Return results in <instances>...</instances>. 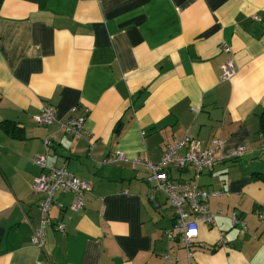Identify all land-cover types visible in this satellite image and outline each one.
Masks as SVG:
<instances>
[{"label": "crops", "instance_id": "crops-1", "mask_svg": "<svg viewBox=\"0 0 264 264\" xmlns=\"http://www.w3.org/2000/svg\"><path fill=\"white\" fill-rule=\"evenodd\" d=\"M227 59L235 74L221 81ZM45 106L56 110L49 126L33 119ZM262 110L264 0H2L0 264H264V182L255 178L264 175ZM79 116L77 139L61 124ZM184 137L201 146L219 139L216 157L246 149L199 178L224 194L209 199L214 226L199 227L190 259L165 236L174 213L164 195L150 201V170L101 164L114 152L157 164ZM45 140L47 166L65 167L91 191L78 212L67 208L72 193L54 196L38 249L31 237L43 195L31 185ZM167 173L192 176L190 167Z\"/></svg>", "mask_w": 264, "mask_h": 264}, {"label": "built area", "instance_id": "built-area-1", "mask_svg": "<svg viewBox=\"0 0 264 264\" xmlns=\"http://www.w3.org/2000/svg\"><path fill=\"white\" fill-rule=\"evenodd\" d=\"M222 51L228 53L230 49L223 47ZM234 74L233 64L230 59H227L221 66L220 80L228 81ZM74 111L75 108L71 110V112ZM33 119L38 125L49 126L56 120V110L52 106H45L41 113ZM85 121L86 116L68 117L61 124V127L78 139L83 137ZM260 137L262 138L261 135ZM43 144L45 154L33 158L34 164L42 172L34 179L31 185L34 194L43 195L39 204V225L34 229L31 237L32 245L38 249H42L44 245V235L49 225V210L54 203V196L57 193H72L73 200L67 208L71 212H78L83 209L84 195L91 191L90 183L74 177L65 167H48L46 154L51 144L48 140H45ZM221 147L222 142L219 139H213L209 144L201 146L198 141L184 137L181 141L169 145L157 164H152L149 161H140L136 158L129 159L122 152H114L104 159L101 164L109 165L122 162L131 165H144L150 170L149 180L154 183L153 191L149 196L150 201H153L156 193L162 194L174 213V224L170 230L165 231V236L169 241L177 240L185 249L186 257L190 259L191 249L198 238L199 227L214 226V220L217 215L209 210V199L211 197H220L224 194L221 191H205L198 184L199 178L205 171L211 170L217 164L239 160L246 152L244 146H238L232 150L222 152L216 157L215 153ZM181 150H184L183 154H179ZM169 166L180 170L190 167L192 172L191 179L187 182L172 180L167 173ZM258 218L262 220L264 215L259 214ZM230 223L234 227L239 226L242 232L246 231V223L234 212L230 215ZM63 228L62 223L56 225V229L59 231H63ZM224 245L225 242L220 237L216 247H223Z\"/></svg>", "mask_w": 264, "mask_h": 264}, {"label": "trees", "instance_id": "trees-1", "mask_svg": "<svg viewBox=\"0 0 264 264\" xmlns=\"http://www.w3.org/2000/svg\"><path fill=\"white\" fill-rule=\"evenodd\" d=\"M2 3V0H0V5ZM1 126V125H0ZM3 129L7 130V125H3ZM258 133L264 138V110H262L258 115ZM256 175V179L264 182V175Z\"/></svg>", "mask_w": 264, "mask_h": 264}]
</instances>
